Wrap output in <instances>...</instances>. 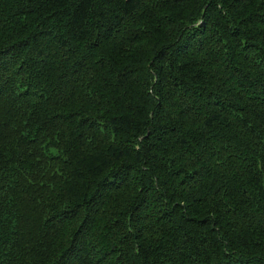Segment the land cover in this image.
<instances>
[{
  "label": "trees",
  "instance_id": "1",
  "mask_svg": "<svg viewBox=\"0 0 264 264\" xmlns=\"http://www.w3.org/2000/svg\"><path fill=\"white\" fill-rule=\"evenodd\" d=\"M0 264H264V0H0Z\"/></svg>",
  "mask_w": 264,
  "mask_h": 264
}]
</instances>
